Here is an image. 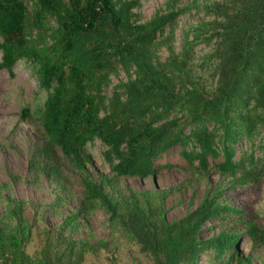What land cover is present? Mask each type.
Returning <instances> with one entry per match:
<instances>
[{
  "label": "trees",
  "instance_id": "trees-1",
  "mask_svg": "<svg viewBox=\"0 0 264 264\" xmlns=\"http://www.w3.org/2000/svg\"><path fill=\"white\" fill-rule=\"evenodd\" d=\"M179 1L166 0L163 11L141 22L133 11L137 0H0V70L12 73L26 59L46 93L39 110L45 144L29 161L31 172L60 185L65 164L82 185L75 212L45 231L34 255L26 251L27 203L9 198L0 216V264H82L88 253L117 250L118 237L152 264H200L203 256L208 264H252L237 249L243 234L253 251L264 248L258 213L228 203L221 184L228 180L231 190L264 184V0L203 2L206 20L192 28V38L186 33L177 51L175 24L186 10ZM201 42L210 47L203 65L211 86L193 62ZM118 70L127 80L107 97L103 91ZM29 114L23 107L22 116ZM95 140L107 173L96 170L86 151ZM173 147L193 185H202L210 171L220 180L206 187L195 208L168 221L166 199L181 186L122 184L169 166L155 162ZM99 209L110 237L92 243L66 234L87 226ZM206 228L217 233L203 234Z\"/></svg>",
  "mask_w": 264,
  "mask_h": 264
},
{
  "label": "rangeland",
  "instance_id": "rangeland-1",
  "mask_svg": "<svg viewBox=\"0 0 264 264\" xmlns=\"http://www.w3.org/2000/svg\"><path fill=\"white\" fill-rule=\"evenodd\" d=\"M165 1L137 0L138 6L133 11L138 15L139 21L147 22L155 13L164 10ZM206 1L180 0L178 2L179 7H184L186 10L177 17L175 24L174 46L177 51L182 49L186 33H189V38H192V28L206 20L200 7ZM26 2L31 11L32 2ZM49 22L51 25L55 24L52 19ZM1 41L0 36V43ZM209 49L205 42L198 43L194 48L193 62L198 73L202 74L203 80L211 86L208 65H203ZM160 54L165 57L166 50L162 49ZM1 57L0 50V60ZM126 80L127 75L124 71L118 70L117 74H111L103 93L110 97L114 86ZM45 95V91L40 88L35 67L28 60H19L13 66L12 73L6 69L0 70V216L5 211L9 198L27 203L24 215L31 226L32 235L27 242L26 251L30 255H34L40 249L45 231L59 227L67 216L75 212L82 193L79 174L65 164L62 169L64 179L60 185L52 182L45 175L36 176L31 172L33 166L29 164V161L36 148L45 144L39 118V110ZM23 107L29 108L30 114L26 117L22 116ZM86 151L92 156L96 170L109 172L108 164L102 159L103 147L99 140L88 143ZM178 151V147H173L156 160V165L168 164L169 166L159 168L153 177L127 178L122 184L123 187L140 190L181 186V192L166 199L165 216L168 221L178 219L195 208L206 187L220 180L217 174L210 171L202 185H193L189 182L190 176L182 168L185 161ZM58 154L61 155L60 152ZM91 173L94 177L97 176L95 170L92 169ZM221 184L225 187L224 199L231 205L255 210L264 227V184L259 188L238 187L234 190L227 188L228 180L221 181ZM86 222L87 226L85 223H79L73 229L66 231V234L72 239H85L92 243L110 237L107 216L101 209L89 215ZM202 233L216 234L217 232L206 228ZM116 245L117 250L110 246V250L101 249L95 254L88 253L82 264H152L148 257L138 251L135 244L125 238H116ZM237 249L243 257L251 256L252 264H264V248L253 251L251 242L245 234L240 237ZM200 264H208L206 256L202 257Z\"/></svg>",
  "mask_w": 264,
  "mask_h": 264
}]
</instances>
